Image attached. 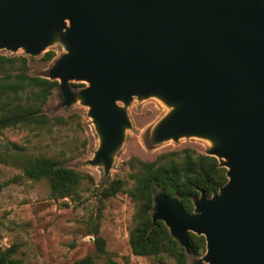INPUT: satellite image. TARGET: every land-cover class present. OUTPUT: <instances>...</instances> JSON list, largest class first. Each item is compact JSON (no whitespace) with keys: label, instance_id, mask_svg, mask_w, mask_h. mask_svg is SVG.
Masks as SVG:
<instances>
[{"label":"water","instance_id":"obj_1","mask_svg":"<svg viewBox=\"0 0 264 264\" xmlns=\"http://www.w3.org/2000/svg\"><path fill=\"white\" fill-rule=\"evenodd\" d=\"M56 40L66 51L46 76L63 106L89 107L100 135L89 163L111 168L130 127L119 102L160 97L172 110L153 142L211 139L228 181L201 189L191 214L159 191L153 222L187 254L189 232L205 237L194 264H264V0H0V50L35 56Z\"/></svg>","mask_w":264,"mask_h":264},{"label":"rangeland","instance_id":"obj_2","mask_svg":"<svg viewBox=\"0 0 264 264\" xmlns=\"http://www.w3.org/2000/svg\"><path fill=\"white\" fill-rule=\"evenodd\" d=\"M48 50L55 51L53 59H44ZM65 51L62 42L56 40L35 56L23 49H2L0 54L26 56L29 73L45 76ZM86 85L80 81L70 82L76 92ZM62 101L61 91L56 87L44 110L51 116H64L65 124L41 130L5 128L0 131V151L4 154L9 147L10 151L18 149L32 156L54 157L67 167L89 174L91 179L82 181L78 195L54 199L46 180L29 178L19 166L0 161V250L16 244L15 257L22 259L23 264H73L89 255L95 256L98 264L106 257L96 255L94 230L98 228L108 255L117 264H175L170 255L160 260L132 251L130 234L135 226V213L141 205L140 200L127 192L135 185L132 173L136 168L132 167V160L153 161L163 153L181 152L185 148L209 154L214 142L198 136L153 142L157 124L172 107L157 96L142 99L134 96L129 104L119 102L126 109L130 127L125 128L124 140L106 172L103 165L89 163L100 145L99 132L88 114L89 107L80 98L71 106H63ZM115 179L124 181L123 189L114 196L102 198V190ZM205 252L199 255L186 252L188 264H194Z\"/></svg>","mask_w":264,"mask_h":264},{"label":"trees","instance_id":"obj_3","mask_svg":"<svg viewBox=\"0 0 264 264\" xmlns=\"http://www.w3.org/2000/svg\"><path fill=\"white\" fill-rule=\"evenodd\" d=\"M55 51L48 50L44 59L55 57ZM57 79L46 75L29 73L26 56H7L0 54V131L11 127H24L41 130L52 125L65 124L67 119L61 115H49L45 105L56 87ZM73 85V84H72ZM8 147V146H7ZM13 147L15 148L14 144ZM182 152V153H181ZM181 152L171 151L159 155L153 161L132 160V173L135 185L127 192L141 205L134 216L135 226L130 234V245L136 255H152L164 260L165 255L173 256L175 264H188L186 250L170 233L162 220L153 222L154 197L159 191L168 196H177L184 211L191 214L195 210V200L201 189L208 197L217 193L228 181L227 168L222 160L209 154L196 153L185 148ZM0 161L19 166L24 175L35 180H46L50 186V196L54 199L72 198L78 195L80 185L89 174H84L65 166L54 157L21 153L9 147ZM124 187L122 179L113 180L101 192L102 198L114 196ZM97 256H106L98 264H117L106 250L105 240L94 230ZM192 253L199 255L206 250L203 235L189 232ZM17 245L0 250V264H23L16 258ZM73 264H97L95 256L89 255Z\"/></svg>","mask_w":264,"mask_h":264}]
</instances>
